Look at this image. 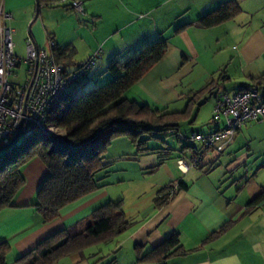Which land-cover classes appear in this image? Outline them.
Segmentation results:
<instances>
[{"label": "crops", "instance_id": "1", "mask_svg": "<svg viewBox=\"0 0 264 264\" xmlns=\"http://www.w3.org/2000/svg\"><path fill=\"white\" fill-rule=\"evenodd\" d=\"M226 1L236 2L241 13L212 28L197 24ZM1 5L11 15L6 25L14 34L13 23L21 32L31 21L27 35L23 38L20 33L16 38L18 57L25 53L28 37L40 49H47L52 39L53 55L70 74L99 53L95 67L86 75L96 86L111 79L107 71L111 61H125L148 43L164 40V57L124 94L140 105L179 113L203 91L198 106L205 101L212 110L213 94L233 95L239 87L264 76V0H84V13L73 28L75 42L64 40L50 17L53 12L64 16L66 4L53 0L51 6L39 8L33 21L36 0H1ZM180 27L184 28L176 32ZM83 82L73 86L76 91ZM197 107L198 115L202 108ZM208 121L205 130L191 133L207 134L224 126L212 111ZM262 135L264 122L245 124L221 153L205 155L186 174L180 173L176 161L190 155V149L182 154L181 146H169L170 155L160 160L157 152L138 149L126 137H119L107 148L104 168L96 176L103 187L64 206L50 222H44L33 207L49 174L35 158L23 167L25 185L12 207L0 211V243H9L8 256L15 262L51 235L89 218L103 204L121 201L130 222L122 235L111 244L71 254L56 264H154L137 259L173 233L180 236L187 252L160 264H264V203L246 213L247 203L264 188V176L258 168L254 172L246 166L241 169L261 154L254 147ZM145 148L163 149L148 144ZM174 184L180 187L167 203L155 206L156 199L169 194ZM226 225L222 235L200 247Z\"/></svg>", "mask_w": 264, "mask_h": 264}, {"label": "trees", "instance_id": "2", "mask_svg": "<svg viewBox=\"0 0 264 264\" xmlns=\"http://www.w3.org/2000/svg\"><path fill=\"white\" fill-rule=\"evenodd\" d=\"M36 1L38 10L42 6H51L53 2ZM67 11L71 10L67 7ZM240 13L241 8L236 2H222L199 18L197 24L205 29L212 28L235 18ZM183 28H178L176 32ZM166 50L167 43L159 39L145 45L134 57L125 61H111L107 67L111 75L110 80L83 94H76V87H73L75 83L52 109L46 125L56 128V133L38 130L31 136L22 137L18 144L19 138L10 146H1L0 211L12 207L16 195L25 185L23 167L35 158L43 162L49 174L37 192L33 207L43 217L44 222H50L58 216L64 206L80 201L103 187L96 176L104 168L106 150L113 140L126 137L138 149L157 152L160 160L168 157L171 151L167 147L146 149L147 134L154 138H157L160 132L166 136L174 135L178 143L185 142L180 148L182 154L185 150L190 149L192 152L196 149L194 145L180 139V136L188 138L198 132L185 136L179 132V126L190 119L203 91L196 93L179 113L166 112L165 109L146 104L140 105L124 98V94L164 57ZM87 62L81 64L75 71L85 67ZM64 73L69 75L65 71ZM253 83L264 84V76L254 79ZM210 89L209 85L206 90L209 92ZM175 191L170 187V193L160 195L155 201V206L166 204ZM262 203L264 188L247 203L246 213ZM121 207V201L103 204L95 209L89 218L51 235L15 262L56 264L71 254L83 253L92 247L113 243L130 226ZM227 228V225L221 228L200 247L222 235ZM10 249L8 242L0 243V264H8ZM186 252L180 236L173 233L160 245L141 255L137 262L160 264Z\"/></svg>", "mask_w": 264, "mask_h": 264}, {"label": "built area", "instance_id": "3", "mask_svg": "<svg viewBox=\"0 0 264 264\" xmlns=\"http://www.w3.org/2000/svg\"><path fill=\"white\" fill-rule=\"evenodd\" d=\"M58 1L74 13H84V0ZM9 20L11 15L0 4V147L11 145L19 128L18 138L31 136L38 130L56 133V128L46 125L49 113L71 86L79 83L88 70L95 67L99 55L92 57L85 67L66 75L52 53L53 40L48 39L47 49H40L28 37L24 58L18 57L14 53V31L6 25ZM23 63L27 65V80L22 86H14L10 77ZM213 98V117L222 118L224 126L207 134L193 133L188 138L180 136L196 148L190 155L177 159V169L182 174L198 167L205 155L221 153L245 124L264 122V84L241 86L233 95L213 94ZM177 188V184L172 185V191Z\"/></svg>", "mask_w": 264, "mask_h": 264}, {"label": "rangeland", "instance_id": "4", "mask_svg": "<svg viewBox=\"0 0 264 264\" xmlns=\"http://www.w3.org/2000/svg\"><path fill=\"white\" fill-rule=\"evenodd\" d=\"M4 1V0H2ZM35 1V0H34ZM3 3V2H2ZM35 5V4H34ZM66 14L64 16H61L58 12H53L51 13V21L55 22V24L57 25V29L60 33L61 36H63V39L66 41L69 40H73L75 42L76 37H75V33L73 28L78 25L77 23L80 21V17L79 14L71 12V11H66ZM35 16V9H34V15L33 18ZM65 17V20H64ZM40 20V19H39ZM33 21V19H32ZM31 21L29 22V24L25 27H21V32H18V30L16 29V26L14 25V23L12 24V27L16 30L15 34L13 35V44H15L16 42V38L18 37V35L23 34V38L25 35H27V27L30 25ZM48 24V23H46ZM50 24V23H49ZM8 28H11L8 24H7ZM48 29V28H47ZM24 30V32H23ZM49 30V29H48ZM22 45H23V41H22ZM24 47L22 46V49ZM22 56L21 58H24L25 53L21 52ZM27 65L26 64H21L17 69L14 70V74L11 76L10 78V82L14 85V86H22L26 80H27ZM84 81L83 85L78 88V90L76 91V94H83L85 92H87L88 90L91 89H95L101 85H103L104 83H106L107 81H104L103 83H101L100 85H93L92 81H91V76L88 77L86 79L83 78L81 80V82ZM201 109L200 113L197 115V111H195L194 113H192L190 119L186 122H183L180 124L179 127V131L181 134L187 136L189 135L193 130H198L200 131L202 129L205 130V126H207V124L209 123V118L211 117V111L208 106L207 103H205V101L201 102L200 106H198ZM197 107V108H198ZM197 116V117H196ZM146 139H148V147L150 148H154V147H159V148H166L169 146H177V148L181 145H184L185 142H181L178 143L177 139L174 135H170L168 134L167 136L165 135V133L160 132L157 134V138L154 137H150L148 134L145 137ZM22 140V137H19L17 144ZM258 141V140H257ZM256 150H258V152H261L260 155H257L255 157H252L254 160L251 162L246 163L244 166H242V170L246 167H248V169H252V172H254L257 168L260 170V175L261 177L264 176V135H262V140L260 141L259 145H257ZM253 148V149H254ZM251 158V159H252ZM7 262L8 264H19L14 262V259L12 258V256H8L7 257Z\"/></svg>", "mask_w": 264, "mask_h": 264}, {"label": "water", "instance_id": "5", "mask_svg": "<svg viewBox=\"0 0 264 264\" xmlns=\"http://www.w3.org/2000/svg\"><path fill=\"white\" fill-rule=\"evenodd\" d=\"M37 17H38V3H37V1H36V10H35V16H34L33 20H35ZM19 131H20V128H19L18 133L16 134V136H15V138H14V141H16V139L18 138ZM14 141H13V142H14ZM9 146H10V145H9Z\"/></svg>", "mask_w": 264, "mask_h": 264}]
</instances>
